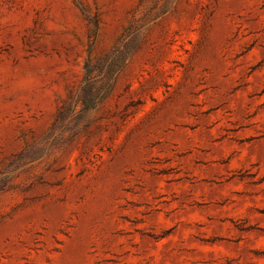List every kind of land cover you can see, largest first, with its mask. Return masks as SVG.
Listing matches in <instances>:
<instances>
[{"label":"rangeland","instance_id":"rangeland-1","mask_svg":"<svg viewBox=\"0 0 264 264\" xmlns=\"http://www.w3.org/2000/svg\"><path fill=\"white\" fill-rule=\"evenodd\" d=\"M0 264H264V0H0Z\"/></svg>","mask_w":264,"mask_h":264}]
</instances>
